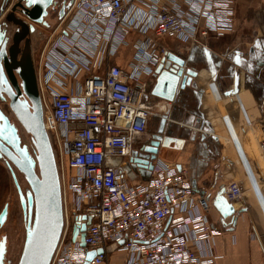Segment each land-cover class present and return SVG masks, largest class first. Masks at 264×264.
<instances>
[{
  "label": "built area",
  "instance_id": "1",
  "mask_svg": "<svg viewBox=\"0 0 264 264\" xmlns=\"http://www.w3.org/2000/svg\"><path fill=\"white\" fill-rule=\"evenodd\" d=\"M231 17L220 12L216 0H73L64 16L43 30L35 68L65 220L51 264H84L87 252L97 249L103 251L91 264H219L224 258L216 244L223 228L211 218L212 194H197L186 168L156 158L151 178L131 183L122 166L145 141L153 116L162 115L155 112L149 88L155 67L170 50L157 38L197 43L199 33L220 31ZM131 32L144 38L135 41L133 59L121 66L112 57ZM210 88L221 97L216 81ZM239 112L241 139L250 127L264 160V121L255 122L249 111L248 117L241 103ZM232 143L257 196L253 176ZM241 182L233 180L225 192L239 207ZM83 215L92 216L85 246L81 233L74 239Z\"/></svg>",
  "mask_w": 264,
  "mask_h": 264
},
{
  "label": "water",
  "instance_id": "2",
  "mask_svg": "<svg viewBox=\"0 0 264 264\" xmlns=\"http://www.w3.org/2000/svg\"><path fill=\"white\" fill-rule=\"evenodd\" d=\"M10 0H0V14ZM73 0H41L37 3L36 0H14L7 12L3 21L0 22V86L3 78V66L7 70L12 80V83L17 87V81L14 71L17 72L22 79V88L13 92L9 88L6 89L11 99V107L25 130L31 134L32 141L35 146V155L32 156L27 145L23 148L19 146L18 136L15 128L12 127L13 139L6 138L0 132V136L11 144L15 151L12 155V161L26 177L30 185V189L24 193V214L26 219V238L23 250L18 261V264H51L54 253L60 242L64 229V196L60 178L59 166L56 160L54 147L50 135L44 124V110L41 101L37 74L32 56L29 49L24 53V57L19 62L10 64L9 61H15L16 53L12 51L11 58L6 59L2 63L5 56L7 43V25L12 22L15 25H24L31 27L34 30L33 24H41L47 28L52 26L56 20L61 19L66 10L71 6ZM60 5L59 11L57 7ZM20 10L23 13L29 24L23 18L16 15V11ZM50 19L47 17L52 14ZM42 33V32H41ZM44 34V33H43ZM44 36V35H43ZM43 39V37H42ZM19 41L16 35L15 42ZM208 60L211 59L210 53L205 50ZM247 71L254 73L255 78H259L260 74L256 72L260 67H264V61L261 59L264 55V48L259 39L254 41V44L248 51ZM193 60V55H180L175 52H168L154 69L156 82L150 92L153 98L163 99L169 103H180L179 96L188 88L192 79L197 75L195 66H190ZM234 61L237 65L241 63V54L237 51ZM221 62H218V65ZM216 70V69H215ZM216 72V71H214ZM217 73V72H216ZM253 77L250 79L256 90L264 91V84L260 85ZM238 87L237 81L234 84V89ZM231 93L230 91L228 94ZM24 94L25 98L20 99V95ZM174 110L173 112H171ZM176 108L169 110L162 115L163 128L160 133L164 132V123L167 118L171 120H179L175 115ZM158 115H154L152 120ZM174 124V123H173ZM204 124L197 119L192 130V140L196 139L198 130H203ZM14 129V130H13ZM204 131V130H203ZM159 137V136H158ZM207 131L200 135V142L204 147H207L210 140ZM215 141H218L217 136H213ZM180 138L175 137H159L154 143V149L141 145L137 150H134L130 158V170L128 176L134 179L137 176L141 181H148L153 173L154 164L151 159L163 158L166 160L176 161L178 153L181 149ZM150 151V154H143L142 151ZM179 169L182 165L178 163ZM222 185L218 190L213 200V206L220 212L224 220L231 218L232 226L230 230H234L238 217L241 213L246 212L245 207L236 209L231 199L226 195L229 183ZM195 184V181L193 182ZM81 222V220H86ZM92 220V216L83 215L78 218V222L74 227V239L81 233V245L85 246V235L87 224ZM102 249L90 250L87 252L84 264H91V261L97 253H101ZM1 264V261H0Z\"/></svg>",
  "mask_w": 264,
  "mask_h": 264
},
{
  "label": "crops",
  "instance_id": "3",
  "mask_svg": "<svg viewBox=\"0 0 264 264\" xmlns=\"http://www.w3.org/2000/svg\"><path fill=\"white\" fill-rule=\"evenodd\" d=\"M216 1L219 3L221 13L230 12L232 14L228 26H224L220 31L208 32L207 35L199 33L197 43H183L177 39L168 44L160 41V45H164L172 52L182 56L193 55L190 66L196 67L197 75L179 96L180 103H169L159 98H154V103L156 108L165 106L166 112L176 108L178 111H175V115L179 118L176 122L191 133L197 119L201 120L204 124L203 130L209 134L208 140L217 150L213 152V155H210L207 162H200L202 157L197 155V159L193 162L194 165H191L189 154L193 145L188 144V152L175 161L181 163L188 170L190 178L193 182L195 181L196 193L203 194L207 190L211 192L212 200H214L220 187L228 181H247L245 171L232 143L234 142L244 163L249 168L251 176H253L258 196L256 197L264 215V191L244 146L245 135H242L241 139L239 132L242 124L239 103L244 105L248 117L250 112L255 122L264 121V91L256 90L254 84L247 81V78L252 79L255 76L254 73L250 74L246 71L247 54L254 41L259 39L264 48V0ZM258 30H262V32L259 33ZM127 42L126 45H129V41ZM205 50L210 53V60H208ZM237 51L241 54L242 64L239 65L234 61ZM132 59L124 52L119 54V50L112 57V61L121 66L128 65ZM261 59L264 61V55ZM218 62L221 64L218 65ZM262 69L263 67H260L256 71L260 76H264L261 73ZM255 80L260 85L264 84V77L260 81L258 78ZM213 81H216L221 97L218 91H214V93L211 90L210 84ZM236 81L238 87L235 90ZM229 91L232 94L227 95ZM225 115L229 116L227 122L230 135L224 121ZM203 130H198V140H200ZM213 136H217L218 141H215ZM222 138L227 142V146L222 143ZM130 180L131 183L141 181L139 176ZM234 206L236 209L242 207H239L238 204H234ZM250 217L247 210L241 213L234 230H230L231 218L224 220L220 212L215 207L213 208L212 221L215 225L223 228V233L216 237L218 251L224 254V258L219 264H264V244L258 234H252L249 231ZM262 236L264 237V234Z\"/></svg>",
  "mask_w": 264,
  "mask_h": 264
},
{
  "label": "flooded vegetation",
  "instance_id": "4",
  "mask_svg": "<svg viewBox=\"0 0 264 264\" xmlns=\"http://www.w3.org/2000/svg\"><path fill=\"white\" fill-rule=\"evenodd\" d=\"M14 0H10L9 3L4 8V11L0 14V19H4L7 12L10 11V8L13 4ZM16 15L24 19L25 22L27 20L26 16L21 13L20 10L16 11ZM52 14H49L47 17L48 19L51 18ZM3 20H0L2 22ZM29 24V22H27ZM34 30L28 25V27H24V25H15L14 23L10 22L7 25L6 34L7 43H6V51L5 56L2 59V63L4 58L10 59L11 53L14 51L16 53L15 61L10 60L9 63L13 64L14 62H19L24 57V53L29 49V52L32 56V60L34 65L36 64L37 53L42 43L43 37V30L46 28L41 24H33ZM42 32V33H41ZM16 35L19 37V41L15 42ZM36 66V65H35ZM3 68V79L1 86H0V132L6 138L13 139V131L12 127L15 128L16 134L19 140V146L23 148L26 143L24 142V127L17 119L16 115L14 114L12 107H11V99L7 93L6 89H10L13 92H17V89L22 88V79L20 75L14 71L15 78L17 81V87L12 83L9 73L7 70ZM153 81L156 80L154 73L152 77ZM152 81L150 85L149 91L151 92L155 82ZM25 95H20V99H24ZM151 102L154 103V98L151 97ZM162 116L159 118L157 117L154 122L151 121L150 126L148 127L147 135L148 138L142 143V145L148 150L154 149V141L156 142L159 137H175L180 138L181 142V149L178 153V159L188 152V144H192L193 147L190 151V164L194 165L193 162L197 159V155L201 156L202 160L200 162H207V159L210 155H213V152H216L215 148L211 143L207 144V147H204L202 142L198 140V135L196 136L195 140H192V133L191 131L186 130L185 127L177 123L175 120H171L167 118L166 122L164 123V132L160 133V129L163 128L162 123ZM174 123V124H173ZM153 125V126H152ZM14 130V129H13ZM159 136V137H158ZM28 147V146H27ZM150 151L143 150V154H150ZM15 151L13 150L11 144L7 142V140L3 139L0 136V261L1 264H13V257H12V244H11V236L8 232V227L12 221V210H13V203L9 197L11 196L12 186H14L16 195H17V203L21 208V214L23 220L25 219L24 214V174L15 167L12 161V155H14ZM155 159H151V162L154 164ZM181 164V163H180ZM182 165V164H181ZM122 169L128 174L130 168V159L126 161ZM26 220V219H25ZM22 238L24 241V233L22 234Z\"/></svg>",
  "mask_w": 264,
  "mask_h": 264
},
{
  "label": "rangeland",
  "instance_id": "5",
  "mask_svg": "<svg viewBox=\"0 0 264 264\" xmlns=\"http://www.w3.org/2000/svg\"><path fill=\"white\" fill-rule=\"evenodd\" d=\"M0 20H3V19H0ZM258 32L260 33V32H262V30H258ZM139 37L144 38L143 35H141L137 32L129 33L127 35V41H129V45L122 44L119 48V54H122V52H124V54L133 58L134 53L136 52V49H135L133 44L135 43V41H137V39ZM169 40H171V41H169ZM174 40L175 39H173L171 37L157 38V41L159 43L161 41L162 43H165V44L173 42ZM129 50H130V52H129ZM261 73L264 74V67L261 70ZM84 77L85 76H83L82 78H84ZM262 77H264V76L263 75L260 76L258 78V80L260 81L262 79ZM173 111L174 110H172L171 112H173ZM175 111H178V110H175ZM155 112L164 114V113H166V109L159 110V108L157 107V108H155ZM154 120H152V122H154ZM154 124H155V122L153 123V125ZM244 134H245L244 146L247 150L251 164H253L252 166H254L256 173L258 174V176L261 179V182H263V191H264V160L262 159V157L260 155L259 148L257 145V141L254 139V137H253L254 135L252 134V130L250 129V127H246V132ZM148 136L149 135H146V138H148ZM24 142L28 146V149H29L30 153L32 154V156H36L35 155V146H34L33 141H32V136L30 133H28L25 130V128H24ZM222 143L224 144V146H227V142L225 141V139L222 140ZM224 149H225V147H224ZM241 183H242L241 185L243 186V189H244V195H243V199H242V201H243L242 207H245L247 212L251 215L249 231L252 234L257 232V234L261 237L260 238L261 242L264 244V237L262 236V234H264V215H263L262 210L260 208V204L257 200L256 195L252 191L251 186H249L248 180L246 182H243V180H242ZM28 189H30V185H29V183L26 180V177L24 175V193H26V191ZM9 199H11V202L13 203L12 221L8 227V232L11 236V244H12L11 254H12V257L14 260L13 264H18V261L20 259V256H21V253L23 250L25 238H26V225H27V223H26V220L25 219L23 220V218H22L21 208L19 207V204L17 203V195H16V191H15L14 186H12L11 196L9 197ZM23 233H24V241L22 238Z\"/></svg>",
  "mask_w": 264,
  "mask_h": 264
},
{
  "label": "snow or ice",
  "instance_id": "6",
  "mask_svg": "<svg viewBox=\"0 0 264 264\" xmlns=\"http://www.w3.org/2000/svg\"><path fill=\"white\" fill-rule=\"evenodd\" d=\"M30 2H31V0H30ZM36 2H37V3H40V2H41V0H36Z\"/></svg>",
  "mask_w": 264,
  "mask_h": 264
}]
</instances>
